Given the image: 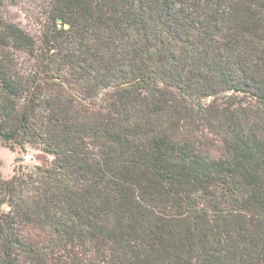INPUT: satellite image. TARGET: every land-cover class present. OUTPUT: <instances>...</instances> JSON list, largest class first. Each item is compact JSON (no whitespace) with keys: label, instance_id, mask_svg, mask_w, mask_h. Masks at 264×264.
<instances>
[{"label":"trees","instance_id":"16d2710c","mask_svg":"<svg viewBox=\"0 0 264 264\" xmlns=\"http://www.w3.org/2000/svg\"><path fill=\"white\" fill-rule=\"evenodd\" d=\"M0 130V264H264V0H0Z\"/></svg>","mask_w":264,"mask_h":264},{"label":"rangeland","instance_id":"374dc122","mask_svg":"<svg viewBox=\"0 0 264 264\" xmlns=\"http://www.w3.org/2000/svg\"><path fill=\"white\" fill-rule=\"evenodd\" d=\"M10 11L18 17V21L22 27L28 28L29 23L23 16V14L17 8H11ZM13 144L10 142H4L0 139V177L1 179H10L13 176L16 167L32 169L35 166L42 165L45 162H49L53 159L52 156L46 155L40 152L37 148L27 147L25 151L15 149L13 151L10 146ZM16 158H20L21 161L16 163Z\"/></svg>","mask_w":264,"mask_h":264},{"label":"water","instance_id":"95a60500","mask_svg":"<svg viewBox=\"0 0 264 264\" xmlns=\"http://www.w3.org/2000/svg\"><path fill=\"white\" fill-rule=\"evenodd\" d=\"M17 135H18V133H16V134H12V135H4V134L1 132V130H0V139H1L2 141H4V142H11V141H13V140L16 138ZM2 208H3V209H8L7 205H3Z\"/></svg>","mask_w":264,"mask_h":264}]
</instances>
